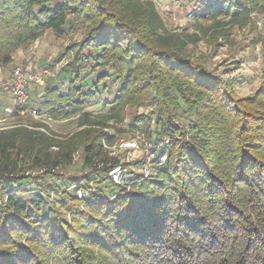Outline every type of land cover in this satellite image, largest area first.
Returning <instances> with one entry per match:
<instances>
[{
	"label": "trees",
	"instance_id": "obj_1",
	"mask_svg": "<svg viewBox=\"0 0 264 264\" xmlns=\"http://www.w3.org/2000/svg\"><path fill=\"white\" fill-rule=\"evenodd\" d=\"M201 8L196 22L240 24L264 13V0ZM80 25L82 38L55 61L69 56L59 75L69 85H45L37 111L79 116L84 129L56 136L18 121L0 130V264H264V68L257 91L239 96L193 59L198 35L171 33L152 0H0V68L47 32ZM113 78L107 113L92 119ZM146 105L130 125L155 140L151 175L115 185L109 171L125 165L104 149L114 139L102 129ZM79 152L84 171L59 185Z\"/></svg>",
	"mask_w": 264,
	"mask_h": 264
},
{
	"label": "rangeland",
	"instance_id": "obj_2",
	"mask_svg": "<svg viewBox=\"0 0 264 264\" xmlns=\"http://www.w3.org/2000/svg\"><path fill=\"white\" fill-rule=\"evenodd\" d=\"M152 1H154L159 14L171 33H178L187 41L194 39V35H198L200 39L198 46L188 45V51L192 52L194 60L204 62L208 70L225 79L233 80L236 93L241 97H247L257 91L262 81L261 71L264 68V13L253 14L250 19L240 24L231 23L229 19H221L220 24L216 25L201 21L196 22L193 16L195 10H193V6L195 5L191 0ZM205 9L204 6L199 12ZM82 36V25L75 28L74 31L68 30L66 35L61 37L54 35L52 32H47L35 43L18 51L14 55V61L11 65L0 68V96L8 105H10V96L3 90L1 83L9 80L17 67H22L26 72L35 76H41L44 71L50 72V76L42 78V85L34 84L30 87V102L26 109L17 108L13 104V115L11 117L0 114V128L12 126L18 121L28 124L39 123L46 127L42 128L46 133L56 136H68L84 129V127H80L79 116L52 119L44 123L35 119L29 112L31 109H37L38 95L43 92L45 85L51 84L63 87V89L68 87L69 82L63 80L64 76L59 75L69 56L59 64L55 61L59 53L71 41L80 40ZM108 85L113 92L104 97V102L101 105L89 110L92 119H99L107 113L108 103L113 98L114 91L120 87L119 81L115 78L111 79ZM151 111L152 108L149 105L128 109L123 123H111L109 125L115 126L113 129H102L114 139L111 144L105 143L104 149L110 153L111 157L119 159L127 170L137 174H142L146 157L149 156L153 161L158 153L155 155L156 146L153 137H149L147 134L143 136V130H132L130 123L133 117L147 115ZM150 131H155L154 122L150 124L149 133ZM137 139L144 141L141 151L126 150L124 148L125 143ZM146 145L152 146L148 152L145 149ZM136 162H141V165H134ZM83 171V157L79 152L70 166L59 169V173L64 178L59 182V185H66L69 178L80 175ZM36 175L33 174V176ZM23 197L27 198V196Z\"/></svg>",
	"mask_w": 264,
	"mask_h": 264
},
{
	"label": "built area",
	"instance_id": "obj_3",
	"mask_svg": "<svg viewBox=\"0 0 264 264\" xmlns=\"http://www.w3.org/2000/svg\"><path fill=\"white\" fill-rule=\"evenodd\" d=\"M191 1L195 5L193 6V10L195 9L194 11H198L202 7L203 2L207 0H191ZM48 76H50L49 71H44L41 76H35L26 72L22 67H17L13 71L12 77L9 80L1 83V87L11 96L14 104L17 107L26 109L29 106V102H30V93H29L30 84L33 82L42 83L43 80L42 78H47ZM29 112L35 119L41 122L45 123V121L52 120V118L47 114H39L37 109H31L29 110ZM1 129L2 128H0V130ZM143 142L144 141L137 139L136 141L125 143L123 146L126 150L141 151V149L143 148L142 147ZM105 143L107 142L104 140L102 142L103 146H105L104 145ZM146 146L147 147L145 149L146 152H148L149 148H151L152 146L150 145H146ZM152 162L153 161L149 156L146 157V162L143 164L144 168L142 169V174L140 173V175H143L146 178H148L151 175L150 166ZM130 173H132V171H129L121 166H117L109 171L108 176L115 185L122 187L128 179L132 178V174ZM92 192H95L94 182L90 183L89 187L78 188L76 191V195L79 200H83L84 198H87ZM114 198L115 196L112 197V199Z\"/></svg>",
	"mask_w": 264,
	"mask_h": 264
},
{
	"label": "crops",
	"instance_id": "obj_4",
	"mask_svg": "<svg viewBox=\"0 0 264 264\" xmlns=\"http://www.w3.org/2000/svg\"><path fill=\"white\" fill-rule=\"evenodd\" d=\"M34 84H35V85H36V84H40V85H42L43 83L33 82V83L30 84V87H31L32 85H34ZM8 95H9V94H8ZM9 96H10V95H9ZM41 97H42V93H40V94L38 95V99H40ZM9 102H10V105L6 104V103L1 99V96H0V114H5V115L11 117V116L13 115V108H12V106H13V104H14V102H13L11 96H10V98H9ZM14 105H15V104H14Z\"/></svg>",
	"mask_w": 264,
	"mask_h": 264
}]
</instances>
